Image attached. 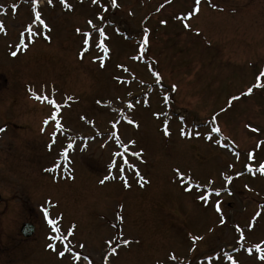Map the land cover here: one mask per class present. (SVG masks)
<instances>
[{
  "label": "rangeland",
  "instance_id": "obj_1",
  "mask_svg": "<svg viewBox=\"0 0 264 264\" xmlns=\"http://www.w3.org/2000/svg\"><path fill=\"white\" fill-rule=\"evenodd\" d=\"M65 2L0 0V264H264V0Z\"/></svg>",
  "mask_w": 264,
  "mask_h": 264
},
{
  "label": "snow or ice",
  "instance_id": "obj_2",
  "mask_svg": "<svg viewBox=\"0 0 264 264\" xmlns=\"http://www.w3.org/2000/svg\"><path fill=\"white\" fill-rule=\"evenodd\" d=\"M49 2H51V0H49ZM200 2H201V0H194V7L191 9V11H190V13H189V16L195 15V14H197V13L199 12V4H200ZM33 3H35V0H33ZM61 3L64 4V6H65L66 8L70 7L69 5L66 4L65 0H61ZM93 3H96V0H93ZM111 3H112L113 6H115V4H116V0H111ZM36 17H37L38 20H40V14H39V13L36 14ZM40 22H41L42 24L44 23L42 20H40ZM88 23L91 24L92 22L89 21ZM45 26H46V25H45ZM185 27H188V25H185ZM77 31L79 32V29H77ZM87 35H89V34L85 33V36H87ZM100 35H101V36H104V35H105L104 32H103V30L100 31ZM88 42H89L88 39H85V40L83 41V43H84L85 45H87ZM146 44H147V39L145 38V40L142 42V48H143V46H145ZM100 47H101V48H104L105 52L107 51V49L104 47L103 44H101ZM12 55L15 56V55H16V52H13ZM101 66H103V65H101ZM262 74H264V73H262ZM154 75L157 76V82H159V79H160L159 75H158V74H155V73H154ZM258 79H259V78H258ZM256 86L259 87V84H257ZM174 87H175V86H173V88H174ZM251 92H252V88H249V89L247 90V93H245V94H250ZM36 98H37V99H40V97H36ZM44 99L47 100V103L50 104V105H52L54 108H55V107H58V105L56 104V101H55V100H53V99H48L47 97H45ZM233 99H237V97H233ZM128 106H129V107H132L131 104H129ZM57 116H58V113H57V112H53V114H52V116L50 117V119H52V120H56V121H57V127L59 128V127H60V124H59V121L57 120ZM128 122H129V123H132V121H128ZM44 123H45V124H48V120H45ZM115 126H116V125L113 124V127H114V128H115ZM0 130H2V129H0ZM253 130L255 131V129H253ZM42 131H43V129H42ZM212 131H213V132H218V131H219V128H213ZM181 134H184V130H181ZM113 135H115V133H114ZM165 135H168V132H167L166 129H165ZM197 135H198V133H197ZM117 139H118V137H117ZM130 143H131V142H130ZM122 146H123V145H122ZM69 147H71V145H69ZM125 151H127V148H126V147H125ZM116 155H122V154H121V153H117ZM133 155H137V154H136V153H133ZM251 156H252V154L249 153V158H251ZM124 163L127 164V161L125 160ZM117 166H118V165L116 164V162H113V164H112L110 167H117ZM259 169H260V171H261L262 173H264V162L260 163V165H259ZM51 170H53V169H49V171H51ZM249 170L251 171V169H249ZM120 171L122 172L123 169L121 168ZM107 179H109V176H105L104 180H101L100 182H101V183H104V181L107 180ZM125 186H128L127 183L125 184ZM219 194H220L219 191H217V192H216V195L218 196ZM199 198H200L201 200H204L205 202H207L209 196H208V195H202V196H200ZM217 211H218V212L220 211V208H219V202H217ZM258 215H259V213H257V216H258ZM44 217H45V220L47 221V223H48L49 225L52 226V231H53V232H59V231H60V229H59L58 227H56V223H57V222H56L55 220H51V219L48 218V212H47V210H44ZM221 222L223 223V221H221ZM69 234H71V230H69ZM49 239H53V238H52V237H49ZM55 239H65V238H63V237H55ZM124 243L127 244L128 242L125 241ZM47 247H48L49 249L55 250V246H54L52 243H49V244L47 245ZM81 247H83V245H81ZM255 247H256L257 251H260V250H261L259 244L255 245ZM59 255H60L61 257H63V256L65 255V252H64V251H60V252H59ZM77 258H78V257H77ZM172 259H174V257H172ZM229 259L231 260L232 258L229 257ZM260 259H264V255H262V256L260 257ZM233 264H236V262L233 261Z\"/></svg>",
  "mask_w": 264,
  "mask_h": 264
},
{
  "label": "water",
  "instance_id": "obj_3",
  "mask_svg": "<svg viewBox=\"0 0 264 264\" xmlns=\"http://www.w3.org/2000/svg\"><path fill=\"white\" fill-rule=\"evenodd\" d=\"M20 232L23 236L29 237L33 233V226L29 223H24L20 228Z\"/></svg>",
  "mask_w": 264,
  "mask_h": 264
}]
</instances>
